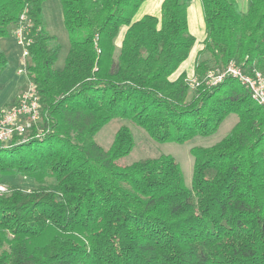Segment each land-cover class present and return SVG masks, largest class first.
I'll return each mask as SVG.
<instances>
[{"label":"trees","instance_id":"obj_1","mask_svg":"<svg viewBox=\"0 0 264 264\" xmlns=\"http://www.w3.org/2000/svg\"><path fill=\"white\" fill-rule=\"evenodd\" d=\"M44 1L0 0V73L1 39L28 9L27 77L41 106L27 140L0 145V179L36 183H7L0 196V264H264V107L235 78L193 88L179 72L196 44L192 0H163L160 15L140 18L146 0H60L70 38L61 69ZM201 2L193 75L230 60L264 72V0L246 11L237 0ZM231 114L238 121L222 140L192 147L190 186L172 155L123 163L135 146L127 125L107 149L95 138L122 118L157 142L185 143Z\"/></svg>","mask_w":264,"mask_h":264},{"label":"rangeland","instance_id":"obj_2","mask_svg":"<svg viewBox=\"0 0 264 264\" xmlns=\"http://www.w3.org/2000/svg\"><path fill=\"white\" fill-rule=\"evenodd\" d=\"M163 0H146L140 7L136 18H140L146 13L158 15L160 13L161 3ZM238 4L241 10L246 11L247 0H238ZM158 5V6H157ZM157 6V7H156ZM199 10L198 21L194 23L193 9ZM43 12L47 23V28L52 35L58 38L61 43V51L56 63V67H64L66 56L70 49V38L67 28L64 23L63 10L60 0H45L43 3ZM190 31L191 29H201L202 34L205 33L204 25V11L201 0H192L190 6ZM15 26H10V31L6 37L3 38L1 47L5 51L8 59V67L0 73V111L2 108L8 106V102L13 100L18 93H21L28 87V77L25 72H20V69H25L26 58L23 56V46L18 42L17 37L14 34ZM125 33V27L120 30L119 36L116 41L118 45L121 38ZM202 34L198 35L197 44L201 41ZM197 50V46L194 47L188 59L182 64V67L186 69L188 77L193 76L194 67L197 60L203 59V55H199V52L194 55ZM207 57V56H206ZM181 71V70H179ZM238 121L237 114L229 115L223 123L220 125L218 131L209 136H195L191 140L185 143L177 142H157L151 138L148 132L136 123L122 118H114L104 125L101 130L96 134L95 138L97 142L104 148H109L114 140L117 130L122 125L130 127L135 138V146L130 154L121 159L123 163H131L141 158L159 157L163 154L172 155L180 163L187 184L190 186L193 178L194 169V156L191 153V149L194 146H212L215 143L222 140L233 126ZM6 183L9 185H19L27 190L32 189L35 186V182L25 176H5L3 177Z\"/></svg>","mask_w":264,"mask_h":264},{"label":"built area","instance_id":"obj_3","mask_svg":"<svg viewBox=\"0 0 264 264\" xmlns=\"http://www.w3.org/2000/svg\"><path fill=\"white\" fill-rule=\"evenodd\" d=\"M28 12L29 10L26 9L14 25L16 27L14 34L23 46V56L26 58V67L20 69V72H25L26 75L30 63L28 47L32 42L31 27L33 25ZM227 77L235 78L244 84L253 99L264 107V72L256 67L251 68V71L246 70L242 64L235 60H230L223 67L209 69L202 79L193 75L188 78V83L193 88L200 84L215 86L222 83ZM28 82L27 89L19 94L17 100L0 111V145L11 146L14 143L27 140L34 124L41 118L39 91L34 83L30 80ZM9 191V185L0 179V196Z\"/></svg>","mask_w":264,"mask_h":264},{"label":"crops","instance_id":"obj_4","mask_svg":"<svg viewBox=\"0 0 264 264\" xmlns=\"http://www.w3.org/2000/svg\"><path fill=\"white\" fill-rule=\"evenodd\" d=\"M160 1V0H159ZM238 1V0H237ZM163 2V1H162ZM161 5H162V3H161ZM158 6V5H157ZM156 6V7H157ZM191 6V5H190ZM160 11H161V8H160ZM199 10L197 9V8H195V9H193V15H192V17H193V19H194V23L196 24V22L198 21V16H199ZM158 15H160V13L158 14ZM188 19L190 20V7H189V12H188ZM190 24V23H189ZM204 25H205V21H204ZM189 28H190V26H189ZM191 30H193V31H195V32H192V31H190L193 35H195V37H196V43H197V40H198V35H201L202 34V32H201V29H199V31H197V29H191ZM205 31V33H203L202 34V38H201V41L199 42V44H195V46H197V50H196V52L194 53V55L196 54V53H198L202 48H203V43H204V40H205V37H206V29L204 30ZM2 41H3V39H1V44H2ZM1 49H3L2 47H1ZM5 52V51H4ZM62 67H60V69H61ZM181 71H179V72H182V71H186V69H184V67L183 68H181L180 69ZM19 94L20 93H18L17 95H16V97L13 99V100H11L10 102H8V106H6V107H9L11 104H13L16 100H17V98H18V96H19ZM6 107H4V108H6ZM1 108V107H0ZM3 109V108H2Z\"/></svg>","mask_w":264,"mask_h":264}]
</instances>
